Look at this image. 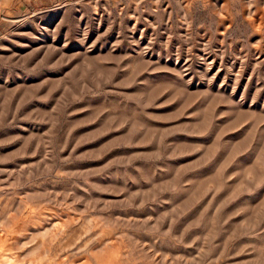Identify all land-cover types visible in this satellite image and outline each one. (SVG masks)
I'll list each match as a JSON object with an SVG mask.
<instances>
[{"label": "rangeland", "instance_id": "rangeland-1", "mask_svg": "<svg viewBox=\"0 0 264 264\" xmlns=\"http://www.w3.org/2000/svg\"><path fill=\"white\" fill-rule=\"evenodd\" d=\"M0 264H264V0H0Z\"/></svg>", "mask_w": 264, "mask_h": 264}, {"label": "crops", "instance_id": "crops-1", "mask_svg": "<svg viewBox=\"0 0 264 264\" xmlns=\"http://www.w3.org/2000/svg\"><path fill=\"white\" fill-rule=\"evenodd\" d=\"M33 1L37 5H40V4H45V3H48V2H51V1H54V0H33Z\"/></svg>", "mask_w": 264, "mask_h": 264}]
</instances>
